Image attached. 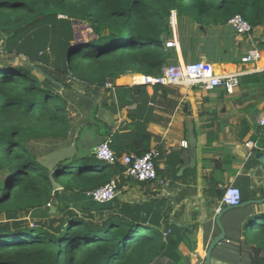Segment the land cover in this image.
Listing matches in <instances>:
<instances>
[{"label":"trees","instance_id":"trees-1","mask_svg":"<svg viewBox=\"0 0 264 264\" xmlns=\"http://www.w3.org/2000/svg\"><path fill=\"white\" fill-rule=\"evenodd\" d=\"M173 11L179 24L186 16L203 28L226 25L237 14L254 29L264 26V0H0V264H150L182 242L173 236L164 240L155 228L116 208L83 213L67 208L57 218H31L33 226L26 219L60 201L63 192L87 195L115 174L123 177L121 164L100 161L96 154L62 160L52 169L35 155L32 142L69 136L67 80L104 87L129 73L162 74L170 57L166 44L173 34ZM57 20H77L93 34L84 46L75 43L73 30L64 36L65 68L55 63L58 75L46 72L49 56L41 50L33 62H10L7 42ZM251 78L249 84L264 82V72ZM150 141V134H140L127 147L141 155ZM251 216L245 233L252 245L249 260L264 264V220L256 212Z\"/></svg>","mask_w":264,"mask_h":264},{"label":"crops","instance_id":"crops-1","mask_svg":"<svg viewBox=\"0 0 264 264\" xmlns=\"http://www.w3.org/2000/svg\"><path fill=\"white\" fill-rule=\"evenodd\" d=\"M171 21L173 34L167 42L176 44L172 48L166 46L170 52L167 65L207 61L219 75L240 74L239 86L234 93L224 86L212 90L199 86H152L140 83L141 74L137 73L120 76L109 82L111 86L104 87L76 78L74 83L67 80L65 96L71 130L67 138L59 140L66 145L64 152L56 155L52 169L62 160L95 154L104 141L119 157L137 155L127 146L134 144L140 134H150L149 149H159L160 155L158 179L139 182L124 173L123 177L115 174L112 180H117L119 192L104 203L88 194L63 192L62 202L72 201L74 206H60L62 212L56 218L67 208L76 213L116 208L126 218L155 228L164 240L168 236L182 239L175 250L167 247L164 256L156 257L150 264H205L209 244L220 232L217 209L225 188L238 187L242 202L264 196V166L255 157L257 152L264 154V127L259 124L264 82L248 83L254 74L264 72V48L260 47L264 26L239 34L229 22L203 28L185 16L179 24L176 11ZM251 48L260 52V58L243 62L242 57ZM49 63L56 75L55 60ZM184 141L187 147L182 145ZM247 141L255 147L248 148ZM48 207L56 212L52 203ZM263 211L264 204H253L223 215L226 237L213 249L211 264H251L252 245L246 242L245 233L253 223L252 213ZM172 251L178 254L175 261L168 257Z\"/></svg>","mask_w":264,"mask_h":264},{"label":"built area","instance_id":"built-area-1","mask_svg":"<svg viewBox=\"0 0 264 264\" xmlns=\"http://www.w3.org/2000/svg\"><path fill=\"white\" fill-rule=\"evenodd\" d=\"M239 34H248L252 31L251 24L241 15L237 14L229 20ZM174 41L167 42L166 46L172 48ZM260 58V52L256 48H251L245 56L243 62L257 61ZM140 83L146 85H177L194 87L199 86L206 90H212L224 86L230 93H234L240 84V74L219 75L215 72L213 65L207 61L197 60L189 63L170 64L163 69L160 75H141ZM111 86V83H108ZM261 127H264V108L259 121ZM187 147V142H182ZM246 146L252 149V141H247ZM96 157L109 164L120 163L124 168V174L129 179L139 182H151L158 179L157 158L160 150L151 148L141 155L132 153L124 154L122 157L109 146L108 141L102 142L96 149ZM119 192L116 179L111 180L106 185L92 191L89 195L97 202L104 203L112 200ZM242 202L241 190L229 185L225 188L221 205L217 209L219 214L226 206H238Z\"/></svg>","mask_w":264,"mask_h":264},{"label":"rangeland","instance_id":"rangeland-1","mask_svg":"<svg viewBox=\"0 0 264 264\" xmlns=\"http://www.w3.org/2000/svg\"><path fill=\"white\" fill-rule=\"evenodd\" d=\"M70 30L71 31L73 30L75 34L76 32L80 34L82 37L81 41H83V43L88 42L93 37L91 28L87 24L78 23L77 25H75L70 21H59V20L49 21L46 22V24L44 25L42 24L37 29L30 31L25 35L19 37L18 39H16V41H9L6 43V46L10 50H13L12 51L13 55L11 56L12 60L9 59L10 62L14 65L15 64L22 65L26 61L33 62L37 60L36 56H39L38 53L41 50L45 52L46 56L47 55L49 56L50 61L55 60L56 64L63 63L61 64V66L65 65L64 58L66 55V45L63 46L62 43L63 41H65L66 44V38L64 40V36L67 35L66 37H68L71 32ZM1 57L3 58L2 60H6L5 56L2 55ZM52 68H53L52 64L49 63V65L45 67V70L46 72L49 73V71H52ZM37 74L41 78L43 77L42 74L40 73ZM56 75L58 74L56 73ZM61 141L59 140L57 141L54 139L34 141L32 142L34 153L40 160L51 166L54 160L56 159V155H59L62 152H64L62 148H64L66 144L62 143ZM52 205L55 206L56 212H52L51 208L48 206L41 209L33 210L30 216L26 218L31 222V226H33V221L31 220V218L46 220L53 217L57 213H61L60 206L62 207L74 206L72 201L63 203L61 198L59 203L58 202L56 203V200L54 199ZM259 218L264 219V211L259 213ZM2 219H5L4 215L2 216ZM262 227L263 225H260L257 229V232L260 234L263 230ZM142 229L146 230L144 226Z\"/></svg>","mask_w":264,"mask_h":264},{"label":"water","instance_id":"water-1","mask_svg":"<svg viewBox=\"0 0 264 264\" xmlns=\"http://www.w3.org/2000/svg\"><path fill=\"white\" fill-rule=\"evenodd\" d=\"M74 24L77 25L78 24V21L75 20L74 21ZM81 39H82L81 35L76 32V34H75V43L78 44V45L83 44V41H81ZM83 46H84V44H83ZM255 157L257 159H259L261 161V163L263 164V166H264V154L262 152H257L255 154ZM53 185H54V189L55 190H59L60 189L59 185L56 184L55 182L53 183ZM262 186H263V190H264V179H263ZM253 204H259V205L260 204H264V196H263V198H260V199L247 200V201L241 202V204L238 205V206H226L218 214V216L216 218V225L219 228V231L220 232H219V234L217 236L214 237V239L209 244V247H208V250H207V253H206V257H205V264H211L213 249H215V247L217 245H219L225 239V237H226V231H225V228H224L223 223H222V217H223V215L226 212H228L230 210H233L235 208L245 207V206H249V205H253Z\"/></svg>","mask_w":264,"mask_h":264},{"label":"clouds","instance_id":"clouds-1","mask_svg":"<svg viewBox=\"0 0 264 264\" xmlns=\"http://www.w3.org/2000/svg\"><path fill=\"white\" fill-rule=\"evenodd\" d=\"M172 15H173V14H172ZM167 66H168V65H167ZM165 67H166V66H165ZM141 75H143V74H141ZM141 75H140V76H141ZM145 85H146V84H145ZM97 159H98V158H97ZM100 161H101V160H100ZM103 162H104V161H103ZM106 163H107V162H106ZM88 195H89V193H88Z\"/></svg>","mask_w":264,"mask_h":264}]
</instances>
